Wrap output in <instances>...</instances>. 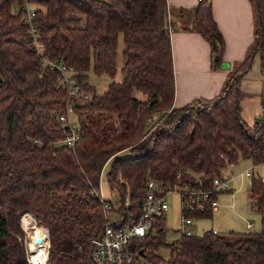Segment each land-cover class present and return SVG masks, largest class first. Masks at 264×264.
<instances>
[{
  "label": "trees",
  "instance_id": "trees-1",
  "mask_svg": "<svg viewBox=\"0 0 264 264\" xmlns=\"http://www.w3.org/2000/svg\"><path fill=\"white\" fill-rule=\"evenodd\" d=\"M250 1L255 36L245 58L234 62L215 98L176 107L167 0H31L43 56L62 58L86 91L93 89L91 68L111 78L106 90L85 99L73 97L60 71L44 64L29 35L25 0H0V264H30L24 212L49 229L45 264H106L93 259L91 239L106 225H126L141 214L149 180L160 182L162 193L176 186L210 189L241 158L264 163V113L252 126L241 115V78L257 55L264 73V0ZM181 18L179 27L201 33L212 67H221L225 39L211 0ZM121 36L122 78L116 80ZM70 103L79 134L73 146L60 119ZM109 165L116 197L102 201ZM250 198L264 223L262 175L253 174ZM212 213L183 209V217ZM133 246L139 261H161L158 251L168 247L164 264H264V228L208 229L168 243L163 215Z\"/></svg>",
  "mask_w": 264,
  "mask_h": 264
},
{
  "label": "crops",
  "instance_id": "crops-1",
  "mask_svg": "<svg viewBox=\"0 0 264 264\" xmlns=\"http://www.w3.org/2000/svg\"><path fill=\"white\" fill-rule=\"evenodd\" d=\"M167 1L172 21L176 25V30L171 33L176 87L174 106H182L199 98L213 99L221 92L234 62L245 58L254 41L253 5L250 0H211L213 17L225 39L223 65L215 69L212 67L211 46L208 40L197 31L179 27L182 13L188 16L203 0ZM123 47L121 36L119 59ZM240 88L244 93L241 115L245 122L252 126L264 113V73L261 70L259 55L256 56L252 68L242 76ZM228 170L229 166L223 174L228 176Z\"/></svg>",
  "mask_w": 264,
  "mask_h": 264
},
{
  "label": "built area",
  "instance_id": "built-area-1",
  "mask_svg": "<svg viewBox=\"0 0 264 264\" xmlns=\"http://www.w3.org/2000/svg\"><path fill=\"white\" fill-rule=\"evenodd\" d=\"M33 4L31 0H25L22 8L27 11L26 21L29 25V35L33 39L38 53L42 56L44 64L57 68L61 73L62 82L69 86L70 94L78 99H85L89 96L88 92L78 84L76 78L73 76L74 69L69 68L62 60L57 57L51 59L42 55L43 48L39 40L41 33L36 29L32 20L34 18V7L29 5ZM168 27L172 33L176 29V25L172 21L170 11L168 10ZM264 109V107H263ZM74 113V104L70 103L67 106L66 111L60 115L62 122L69 128L64 140L65 142L73 146L75 141L79 138L77 132V126L72 123L71 115ZM261 165H264L262 163ZM248 177L253 176V170L249 169L245 173ZM264 181V174H263ZM233 176L220 175L213 179V186L210 189L198 187H174L168 189L167 192L162 193L161 183L157 180L151 179L148 182V194L142 203L141 214L131 223L126 225H113L108 224L104 227L103 232L99 236H95L91 239L93 244L92 255L93 259L99 263L106 264H164V259L161 261H152L149 259H141L139 261L140 252L133 246V240L145 236L156 225L159 217L165 215L166 210L169 207V203L166 199V194L176 188L181 192L183 209L185 211H200L203 212L207 209H214L219 206L218 193L221 191L233 192L231 186ZM160 191V192H159ZM100 198L103 201L105 196L100 190ZM107 208H111V204L106 203ZM115 220H117L115 218ZM194 223L193 218L184 217L183 225L181 227L182 234H193L192 225ZM247 231L250 232L253 223L248 221ZM216 233V229H213ZM29 252V249L27 248ZM32 255L29 254L28 261L30 264ZM46 262V260H45ZM44 262V264H45Z\"/></svg>",
  "mask_w": 264,
  "mask_h": 264
},
{
  "label": "rangeland",
  "instance_id": "rangeland-1",
  "mask_svg": "<svg viewBox=\"0 0 264 264\" xmlns=\"http://www.w3.org/2000/svg\"><path fill=\"white\" fill-rule=\"evenodd\" d=\"M33 7L34 4L29 5ZM14 10H18V4L13 6ZM181 27V26H180ZM122 44V43H121ZM123 60L122 56L118 60V71L116 74V80L122 78L121 66ZM111 78L108 75L98 76L95 74L93 68L89 71L88 82L92 85L93 89L88 90V94L92 93L95 89L98 93H102L106 90ZM72 123L77 126V115L72 113L71 115ZM110 165L105 167V171L102 175L101 191L105 197H111L113 200L116 197V193L112 192L110 185L108 183L106 173L109 171ZM253 170L255 175L264 174V165H255L250 158H241L237 163L229 166L228 175L233 176L231 186L233 192L221 191L218 193L219 206L213 209V213L208 217L193 218L194 223L190 226L194 233H202L205 230L216 228L220 233H228L231 231L237 233H243L247 229L246 224L251 221L254 226L251 231H260L264 228V223L262 221V216L252 207V200L250 198V184L252 176L248 177L245 173L247 170ZM225 170V169H224ZM166 199L169 203V207L165 213V225H166V240L168 243L174 242L181 237L182 231L181 227L183 225V200L181 192L176 188L166 194ZM28 212H24L21 217V225L27 234L25 240L26 248L28 247V242L30 243L31 235L30 232L24 228L23 215ZM28 217L31 223H29V228L35 235L32 240L35 244H39L36 241L37 237H40L37 233V228H33L37 225L33 214L28 213ZM46 228V227H45ZM47 229V228H46ZM30 236V237H29ZM49 237V229H48ZM32 239V238H31ZM41 243V242H40ZM50 246V238H48V249ZM37 247V246H36ZM29 254L31 251L29 249ZM163 259L169 260L171 256L170 249L168 247H163L158 251ZM48 259V258H47ZM47 261V260H46ZM46 263V262H45Z\"/></svg>",
  "mask_w": 264,
  "mask_h": 264
},
{
  "label": "bare ground",
  "instance_id": "bare-ground-1",
  "mask_svg": "<svg viewBox=\"0 0 264 264\" xmlns=\"http://www.w3.org/2000/svg\"><path fill=\"white\" fill-rule=\"evenodd\" d=\"M23 222H24V228L26 229V231L28 230L30 232L31 235V242H28V247L31 251V262L32 264H44L45 260H47L48 258V253H47V249H48V229H46L45 227H41V226H34L33 228H37V234L42 238L41 243L39 244H35V240L34 242L32 241L35 237L34 233H33V229L31 230L29 228V223H31V221L29 220L30 218L28 217V213L23 215ZM30 237V236H29ZM37 246V247H36Z\"/></svg>",
  "mask_w": 264,
  "mask_h": 264
},
{
  "label": "water",
  "instance_id": "water-1",
  "mask_svg": "<svg viewBox=\"0 0 264 264\" xmlns=\"http://www.w3.org/2000/svg\"><path fill=\"white\" fill-rule=\"evenodd\" d=\"M48 229V228H47ZM36 241H37V243H40L41 241H42V238L41 237H37L36 238Z\"/></svg>",
  "mask_w": 264,
  "mask_h": 264
}]
</instances>
